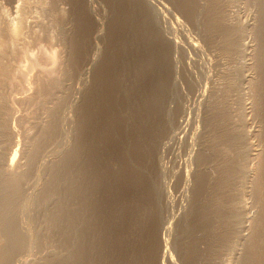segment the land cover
<instances>
[{
	"label": "rangeland",
	"instance_id": "obj_1",
	"mask_svg": "<svg viewBox=\"0 0 264 264\" xmlns=\"http://www.w3.org/2000/svg\"><path fill=\"white\" fill-rule=\"evenodd\" d=\"M263 9L264 0H0V167L7 165L14 154L13 167L17 164L19 167L14 169L29 174L23 181L26 180V185L23 183L25 189L22 184L23 194L32 196L29 197L28 213L17 216L21 226L29 232L31 243L22 250L25 255L22 251H19L20 256L19 252L14 255L13 264L64 261L68 248L46 220L57 197L41 199L37 201L39 204L35 198L51 181L53 164L79 139H82L81 145L85 144L82 160L89 162L92 170L89 174L91 182L87 185L93 186L89 187L91 194L95 192L91 203L98 217L96 234L88 232L87 243L93 244L94 248L91 247L92 253L88 255L91 264H121L119 261L160 264L162 228L169 222L167 246L171 261L168 264H239L244 255L249 256L250 264H264V231L262 223L259 224L262 209L256 188L259 176L256 171H259V159L264 150V108L259 104L264 99L259 100L264 95L259 65L264 62ZM142 18L151 23L163 47L160 70L157 68L155 79L166 83L160 84L162 92L168 89L165 98L169 100L166 99L164 105L166 109L178 111L174 116L176 119L170 121L171 126L174 128L181 123L184 135L168 140L170 134L164 125L167 121H164L154 132L156 136L148 139L149 142L139 150L137 164L134 162L135 165L139 163L138 170H143V184L138 181L135 185L137 196L131 208L128 203L130 192L124 191L123 202L119 201L123 208L120 211L115 201V196L118 198L115 185V189L104 188L99 192L100 117L97 112L100 69L105 75L117 76V86L121 89L118 111L127 117L131 126L132 96L137 83L135 65H131L126 73L117 69L127 65L128 55H131L132 36L128 26L132 25L133 19L138 22ZM126 84L134 92L130 90L125 97L123 92L127 93L129 88ZM122 96L128 100L123 101ZM52 113H57L58 117L56 134L46 141V149L42 147V153L38 152L36 166L33 165L37 169L23 165L27 164L26 153L33 150L35 140L42 136L41 130L54 122L56 116ZM114 146L118 148L109 147L102 159L109 167L117 169L119 146ZM252 149H259V153L251 156ZM44 158H47L44 163L49 162L42 166ZM224 160L231 161L229 190L218 182V175L226 169ZM97 179L98 184L93 182ZM228 192L234 222L231 223V234L220 227L216 216L224 211ZM246 219L250 223L241 222ZM240 225L245 228L242 237V233L237 234ZM3 241L0 234V249L4 246ZM122 253H127L129 259H122Z\"/></svg>",
	"mask_w": 264,
	"mask_h": 264
},
{
	"label": "bare ground",
	"instance_id": "obj_2",
	"mask_svg": "<svg viewBox=\"0 0 264 264\" xmlns=\"http://www.w3.org/2000/svg\"><path fill=\"white\" fill-rule=\"evenodd\" d=\"M132 2V1H131ZM150 3V2H149ZM145 4V3H144ZM129 5V4H128ZM133 6V5H132ZM135 6V5H134ZM122 8V7H121ZM139 8V6H138ZM113 10V9H112ZM264 10V9H263ZM125 11V10H124ZM260 11V10H259ZM116 12V11H115ZM145 12V10H144ZM262 13V12H261ZM153 14V13H152ZM147 16V15H146ZM262 16V15H261ZM145 17V16H144ZM148 17V16H147ZM155 17V16H154ZM264 17V16H262ZM132 18V17H131ZM146 18V17H145ZM149 18V17H148ZM147 18V19H148ZM212 18V17H211ZM128 19V18H127ZM154 19V18H153ZM258 19V18H257ZM141 20V19H140ZM124 24L125 23V20ZM136 21V20H135ZM133 19V23L132 25L130 24L129 27V34H131L132 39H131V55H128L129 57V62H127V65H124L121 67V69H117L120 70V73H126V71L129 72L130 70V66L131 65H135V80H136V84H135V93L132 96V102H133V109L132 111V118H130L131 126H129L130 124L128 123L129 121L127 120V117L122 116L121 114H119L118 111V107H120L121 103L119 102V89L117 86V76L113 75H105L103 72V69H100V97L98 98V116L100 117V191H103V189H107L110 190L111 188H114V185L116 186V192L118 198L115 196V201H116V205L117 208H119L120 206V211L123 209L121 208V204L123 201V193L124 191H129L130 195H129V206L131 208V206H133V202L135 199V188H136V184L138 183V181H143V175H142V171L138 170V168L136 166L139 165H135V160L139 155V150H141V148H144L143 145H145V143L147 144V141L150 137H152L153 135H155L158 129L161 128L162 124H164V121H167L166 127L168 129V134L169 135V139L168 140H175L177 139L179 136L184 135V126L178 125L176 127H172L171 125V120L172 118H174V116L176 115V113L178 111L175 110H170V109H166L165 107V103L164 101L167 99L165 97H167V93L166 96H164V92H162L161 90V86L160 84H164L162 82H158L156 78V71L157 68L160 65V57H162L161 55L162 53V45L160 44V41H158L156 33H154L153 31V26H151V23H148V21H146L144 18H142L141 21L138 20V22H135ZM157 22V21H156ZM129 25V24H128ZM218 25V24H217ZM264 25V24H263ZM127 26V25H126ZM260 26V25H259ZM227 27V26H226ZM262 27V26H260ZM122 28V27H121ZM264 28V27H263ZM128 29V28H127ZM230 30V29H229ZM126 31V30H125ZM124 32V31H122ZM264 32V31H263ZM215 33V32H214ZM119 35V34H118ZM126 35L128 36V34L126 33ZM240 35V34H239ZM126 36V37H127ZM134 36V38H133ZM118 37V36H117ZM120 39V38H119ZM164 39V38H163ZM127 40V39H126ZM232 40V39H231ZM235 40V39H234ZM239 40V39H238ZM230 41V40H229ZM127 42V41H126ZM224 42V41H223ZM239 42V41H238ZM163 43V42H162ZM172 43V42H171ZM123 44V43H122ZM174 44V43H173ZM230 45V44H229ZM262 45V44H261ZM125 46V45H124ZM118 48V47H117ZM233 48V47H232ZM119 49V48H118ZM128 49V48H126ZM106 50V49H105ZM247 50V49H246ZM125 51V49H124ZM123 51V52H124ZM110 52V50H109ZM115 52V51H114ZM118 52V51H117ZM120 52V50H119ZM122 52V51H121ZM260 53V52H259ZM119 54V53H117ZM125 55V53H123ZM258 54V53H257ZM170 55V54H169ZM108 56V55H107ZM114 56V55H113ZM127 56V54H126ZM133 56L132 60L130 59V57ZM261 56V55H260ZM101 57V55H100ZM112 57V56H111ZM121 57V56H120ZM113 58V57H112ZM122 59V58H121ZM125 59V58H124ZM163 59V58H162ZM117 60V59H115ZM127 60V59H126ZM260 60V59H259ZM108 61V60H107ZM111 61H113L111 59ZM163 61V60H162ZM90 63V62H89ZM88 63V64H89ZM168 63V62H167ZM111 64V63H110ZM258 64V63H257ZM115 65V63H114ZM261 68H262V73H263V81L262 84L264 83V62H262L261 64ZM109 66V65H108ZM121 65H119L120 67ZM251 66V65H250ZM118 67V66H117ZM164 67V64H163ZM161 68V67H160ZM259 68V67H258ZM133 69V68H132ZM159 69V68H158ZM160 70V69H159ZM173 70V69H172ZM261 70V69H260ZM110 71V70H109ZM116 71V70H115ZM163 71V70H162ZM111 72V71H110ZM133 72V73H134ZM164 72V71H163ZM177 72V71H176ZM114 73V71H113ZM119 73V75H120ZM159 73V72H157ZM261 74V72H259ZM162 74V72H161ZM123 75V74H122ZM126 75V74H125ZM133 74L131 73V76ZM124 76V75H123ZM127 76V75H126ZM159 76V74H158ZM163 76V75H162ZM119 77V76H118ZM125 77V76H124ZM130 77V76H129ZM127 77V78H129ZM160 77V76H159ZM161 78V77H160ZM164 78V77H163ZM168 78V77H167ZM120 79V78H118ZM162 79V78H161ZM247 79V76H246ZM133 80V79H132ZM159 80V79H158ZM163 80V79H162ZM165 80V78H164ZM120 84H121V79L119 80ZM130 81V78H129ZM134 81V80H133ZM174 82V80H172ZM170 80V82H172ZM245 81V79L243 80ZM247 81V80H246ZM125 83L127 81H124ZM172 82V83H173ZM248 82V81H247ZM128 83V82H127ZM133 84V82H131ZM175 83V82H174ZM245 83V82H244ZM249 83V82H248ZM47 84V83H46ZM119 84V85H120ZM123 84V82H122ZM169 84V82H168ZM125 85V84H124ZM128 86V84H126ZM166 85V83L164 84ZM49 86V85H48ZM47 86V87H48ZM131 86V85H130ZM171 86V85H168ZM167 86V87H168ZM244 86V85H243ZM259 86V84H258ZM36 87V86H35ZM38 87V86H37ZM45 87V86H44ZM121 87H123V85H121ZM129 87V86H128ZM127 87V88H128ZM134 87V85H133ZM173 87V86H171ZM175 87V86H174ZM191 87V86H190ZM250 87V86H249ZM260 87V86H259ZM126 88V87H124ZM130 88V87H129ZM128 88V92L125 93L123 92V96H127L128 93H130L129 91L131 90V88ZM164 88V87H162ZM255 88V87H254ZM173 89V88H172ZM247 89V88H246ZM250 89V88H249ZM245 90V89H244ZM261 90V89H260ZM259 90V91H260ZM262 90H264V88H262ZM44 91V90H43ZM125 91V90H123ZM133 91V90H131ZM133 91V92H134ZM168 92V91H167ZM171 92V91H170ZM174 92V91H173ZM172 92V93H173ZM262 92V91H261ZM48 93V92H47ZM132 93V92H131ZM164 93V94H163ZM171 93V94H172ZM50 94V93H49ZM178 94V93H177ZM261 94V93H260ZM46 95V94H45ZM130 95V94H129ZM120 96V95H119ZM122 96V99H123ZM169 96V95H168ZM176 96V95H175ZM174 96V97H175ZM50 97V96H49ZM129 97V96H128ZM173 97V95H172ZM254 97V96H253ZM41 98V97H40ZM121 98V97H120ZM261 98H264V95L262 97V95L260 96L259 100H262ZM180 99V98H179ZM124 100H128V98H124ZM169 100V99H167ZM173 100V99H172ZM256 100V99H255ZM178 101V100H176ZM180 101V100H179ZM122 102V101H121ZM131 102V103H132ZM171 103V101H169ZM126 103V101H125ZM167 103V102H166ZM169 103V104H170ZM174 103V102H172ZM177 103V102H176ZM250 103V102H249ZM129 104V103H126ZM175 104V103H174ZM254 104V103H253ZM259 104L264 108V99L263 101H260ZM120 105V106H118ZM62 106V105H61ZM167 106V105H166ZM171 106V105H170ZM170 106H168L170 108ZM175 106V105H174ZM252 106V105H251ZM123 107V106H122ZM167 107V108H168ZM68 108V107H67ZM121 108V107H120ZM125 109V108H124ZM123 109V110H124ZM176 109V107L174 108ZM249 109V108H248ZM68 110V109H67ZM130 110V109H129ZM128 110V111H129ZM181 110V108H180ZM224 110V109H223ZM222 110V111H223ZM264 110V109H263ZM122 111V110H121ZM183 111V110H182ZM228 111V110H227ZM257 111V110H256ZM122 113V112H121ZM127 113V112H126ZM129 113V112H128ZM181 113V112H180ZM53 114V113H52ZM125 114V113H124ZM123 114V115H124ZM262 114V113H261ZM54 117L57 115H55V113L53 114ZM59 115V114H58ZM129 116V114H127ZM180 116V115H179ZM183 116V115H181ZM52 117V115H51ZM53 117V118H54ZM64 117V116H63ZM62 117V118H63ZM218 117V116H216ZM52 118V119H53ZM183 118V117H182ZM58 117L56 116L53 119V123L50 126H47V129H45L44 131L41 130V132H43L42 136H40V138H38L37 140H35V144H34V148L33 150H31V152L29 153L30 150H28V152L26 153V159L27 160V164H23V165H28L29 167H32L33 165L36 166L34 163L36 161V157L38 154V152H41V148L44 147V144L46 143V141L50 138L52 139V136L56 134V127H57V120ZM166 119V120H165ZM176 119V118H174ZM174 119L172 121H174ZM183 120V119H182ZM183 122V121H182ZM185 122V121H184ZM216 122V121H215ZM51 123V122H50ZM174 123V122H172ZM228 122H226L225 124H227ZM49 124V123H48ZM82 124V123H81ZM163 125V126H164ZM177 125V124H176ZM63 126V125H62ZM174 126V125H173ZM220 126V125H219ZM64 127V126H63ZM225 127V126H224ZM46 128V127H45ZM44 129V128H43ZM164 129V128H163ZM161 129V130H163ZM234 130V129H233ZM40 132V131H39ZM218 132V131H217ZM228 132V131H227ZM226 132V133H227ZM55 133V134H54ZM59 134V133H58ZM236 134V133H235ZM61 135V134H60ZM81 135V134H80ZM226 136V134H224ZM231 135V134H230ZM156 136V135H155ZM221 136V135H220ZM236 136V135H235ZM241 136V135H240ZM243 136V134H242ZM39 137V136H38ZM54 137V136H53ZM216 137V136H215ZM219 137V136H218ZM154 138V137H152ZM156 138V137H155ZM220 138V137H219ZM223 138V136H222ZM226 138V137H225ZM232 138V137H230ZM54 139V138H53ZM224 139V138H223ZM236 139V138H235ZM242 139V138H241ZM226 140V139H225ZM56 141V140H55ZM82 139H79V141L76 144H73L71 146L73 147H67L69 150L63 152L60 157L58 158V160L55 162V164H53L52 168L50 169L51 171V181L45 185L44 189L42 190V194L38 195V198H35V202H39L41 199L46 200L50 197H52L53 195H55L57 197V201L56 203L54 202L55 206L54 209H52V211H49V214L46 216V220H48V226L50 228H52L51 230L56 229V231H58L57 233L59 235H61L62 238V243L64 244V246L66 248H68L67 250V255L64 259V261H62L59 264H86L89 263L91 264V261H89V256L92 253V249H94L92 246L93 244H89L87 243V239L89 238V233L90 231H94L95 227L97 226V220H96V209L92 208V203H91V199H92V194L95 193L93 192L91 194V186H88L87 183L90 181V172L92 171L90 169V164L89 162H84V160H82V153L83 151L85 152V148L84 145H81ZM217 141V140H216ZM229 141V139H228ZM236 141V140H235ZM248 141V140H247ZM84 142V141H83ZM149 142V141H148ZM219 142V141H218ZM222 142V141H221ZM85 143V142H84ZM152 143V142H151ZM172 143V142H171ZM242 143V142H241ZM240 143V144H241ZM244 143V142H243ZM247 143V142H246ZM114 144L119 146V150L117 151L118 155V159L115 158L116 156H114L116 160V168L117 169H113L112 166L109 167V165L107 164L108 162H105L106 160L102 159L103 155H104V151L106 153V150L108 151L109 147H115L118 148L117 146H114ZM159 144V143H158ZM31 145V144H30ZM33 145V144H32ZM61 145V144H60ZM151 145V144H150ZM251 145V144H250ZM47 146V145H46ZM55 146V145H54ZM154 146V145H152ZM249 146V145H248ZM63 147V146H62ZM31 148V147H30ZM60 148V147H59ZM66 148V149H67ZM258 148V147H257ZM43 149V148H42ZM46 149V148H45ZM89 149V148H88ZM146 149V148H145ZM238 149V148H236ZM244 149V148H243ZM117 150V149H116ZM148 150V147H147ZM253 150V149H252ZM259 150V149H258ZM257 149L253 150V153L251 154V156H255L256 152L258 151ZM263 150V149H262ZM46 151V150H45ZM90 151V150H89ZM89 151H87L89 153ZM142 151H144L142 149ZM150 151V150H149ZM148 151V152H149ZM25 152V151H24ZM115 152V151H114ZM262 152V151H261ZM260 152V153H261ZM15 153V152H14ZM42 153V152H41ZM48 153V152H47ZM259 153V151H258ZM29 154V155H28ZM44 154V153H43ZM110 154V153H109ZM142 154V153H141ZM262 154V155H261ZM261 158L259 159L260 161V165H259V171H256L258 173V182H257V190H258V199L261 205V209H262V214L259 217L260 219V223H262V229L264 231V150L261 153ZM42 155V154H41ZM40 155V156H41ZM50 155V154H49ZM52 155V154H51ZM91 155V154H90ZM145 155V154H144ZM249 155V154H248ZM258 155V154H257ZM142 156V155H141ZM14 154L11 156V159L9 161V163L3 164L0 167V234L4 239V246L0 249V264H13L12 260L15 254H17L19 251H22L24 249H27V245L31 243V237L28 234L29 232H27L22 226L20 221H18V215L19 214H26L28 213V206L29 204H31V198H29L31 195L30 193H28L29 197H25V195L23 194L22 191V184L24 183L26 185V180L25 182L24 179H26V177H28V172L26 175V171H17L19 169H14L15 167H18V164L13 167V163L12 160L14 158ZM43 157V156H42ZM41 157V158H42ZM49 156H47L48 158ZM92 157V156H90ZM143 157V156H142ZM243 157V156H242ZM47 158L42 159L43 163L45 162V160H47ZM104 158V157H103ZM146 158V157H144ZM143 158V159H144ZM256 158V157H255ZM38 159V157H37ZM40 159V158H39ZM102 159V160H101ZM109 159V157H108ZM113 159V162L114 160ZM142 159V158H140ZM49 160V159H48ZM54 160V159H53ZM138 160V159H137ZM258 160V158H257ZM24 161V162H25ZM39 161V160H38ZM37 161V162H38ZM41 161V162H42ZM36 162V164H38ZM49 162V161H48ZM48 162L44 163L42 166L46 165ZM135 162V163H134ZM139 162V160H138ZM141 162V161H140ZM144 163V162H143ZM20 164V163H19ZM94 164V163H93ZM137 164V163H136ZM21 165V164H20ZM143 165V164H142ZM22 166V165H21ZM26 166V167H28ZM33 166V168H34ZM141 166V165H140ZM223 166L226 168L225 172H222L221 174L218 175V182L219 185L222 187H226L229 190V185H230V172H232L229 167L231 166V161L229 160H224L223 161ZM28 167V168H29ZM50 167V166H49ZM97 167V166H95ZM139 167V166H138ZM144 167V166H143ZM142 167V168H143ZM19 168V167H18ZM36 168V167H35ZM34 168V169H35ZM140 168V167H139ZM22 169V168H20ZM37 169V168H36ZM96 169V168H95ZM16 170V171H15ZM26 170L28 171V169L26 168ZM98 170V169H97ZM33 171V169H32ZM30 172V170H29ZM96 172V170H95ZM98 173V172H97ZM249 173V171H248ZM247 173V174H248ZM32 174V173H31ZM250 174V173H249ZM183 175V174H182ZM93 176V175H92ZM249 176V175H248ZM255 176V175H254ZM37 177V176H36ZM97 177V176H96ZM250 177V176H249ZM99 178V177H98ZM89 179V180H88ZM183 179V178H182ZM179 180V179H178ZM32 182V181H31ZM91 182V181H90ZM89 182V184H90ZM94 183L98 184V179L93 181ZM145 182V181H144ZM247 182V181H246ZM34 183V182H33ZM93 183V184H94ZM115 183V184H114ZM179 183V182H178ZM23 184V187H24ZM35 184V183H34ZM143 184V182L141 183ZM36 185V184H35ZM246 185V184H245ZM34 186V185H33ZM143 186V185H142ZM247 186V185H246ZM41 188V187H40ZM142 188V187H141ZM144 188V186H143ZM245 188V187H244ZM251 188V187H250ZM249 188V189H250ZM253 188V187H252ZM25 189V187H24ZM30 189V188H29ZM94 190H96L97 188H93ZM137 189V188H136ZM255 189V188H253ZM93 190V191H94ZM139 191V189H138ZM143 191V190H141ZM140 191V192H141ZM246 191V190H245ZM33 192V190H32ZM112 193V191H110ZM128 192V193H129ZM250 192V191H249ZM110 193V194H111ZM138 195L139 192H137ZM166 193V192H165ZM126 194V193H125ZM27 195V194H26ZM108 195V194H107ZM32 197V196H31ZM34 197V196H33ZM41 197V198H40ZM111 197V196H110ZM110 197L108 199H110ZM139 197V196H138ZM102 198V197H101ZM51 199V198H50ZM95 199V198H94ZM99 199V198H98ZM119 199V200H118ZM168 199V198H167ZM170 199V198H169ZM226 202H225V209L222 208V210H224L222 213L219 212L216 216L219 217V221H220V227H222V229L224 228V231L227 234H231V223L233 222V215L232 212L230 211V207L231 205V201H229V192H228V196L226 198ZM102 199H100L99 203L101 202ZM114 201V200H113ZM120 201V203H119ZM137 201V200H135ZM167 201V200H166ZM34 202V203H35ZM37 202V204H39ZM107 202V201H106ZM125 202V201H124ZM112 203V202H111ZM104 204V202H103ZM107 204V203H106ZM47 205V203H46ZM72 205H74V208L72 207ZM96 205V203H95ZM102 205V204H100ZM124 205V204H123ZM136 205V204H135ZM105 206V204H104ZM107 206V205H106ZM109 206V205H108ZM98 207V206H97ZM112 207V206H110ZM136 207V206H135ZM101 208V207H100ZM98 209V208H97ZM107 209V208H106ZM138 209V208H137ZM40 210V209H39ZM48 210V209H47ZM50 210V209H49ZM96 210V211H95ZM131 210V209H130ZM37 212V211H36ZM48 212V211H46ZM128 212V211H127ZM133 212V211H132ZM38 213V212H37ZM44 213V212H43ZM123 213V212H122ZM105 214V213H104ZM112 214V213H110ZM108 214V215H110ZM131 214V212H130ZM46 215V214H45ZM100 215H101V211H100ZM120 215V214H119ZM142 215V214H141ZM249 215V214H248ZM26 216V215H25ZM103 216V215H101ZM106 216V215H105ZM113 216V215H112ZM111 216V217H112ZM140 216V215H139ZM107 217V216H106ZM138 217V216H137ZM142 217V216H141ZM98 218V217H97ZM102 218V217H101ZM114 218V217H113ZM129 218V217H128ZM115 219V218H114ZM239 219V218H238ZM250 219V218H249ZM33 220V219H32ZM112 220V219H111ZM108 220V221H111ZM97 221V222H96ZM101 221V220H100ZM115 221V220H114ZM134 221V220H133ZM136 221V220H135ZM241 221V220H240ZM239 221V223H240ZM246 220L241 221L242 223H244ZM104 222V221H102ZM112 222V221H111ZM119 222V221H118ZM168 222V221H167ZM248 223H250L249 221H247ZM246 222V225H248ZM23 223V222H22ZM101 223V222H100ZM114 223V222H113ZM133 223V222H132ZM143 223V222H142ZM145 223V222H144ZM147 223V222H146ZM234 223V222H233ZM241 223V224H242ZM104 224V223H103ZM111 224V223H110ZM116 224V223H115ZM114 224V225H115ZM24 225V224H23ZM106 225V224H105ZM109 225V224H108ZM112 225V224H111ZM110 225V227H112ZM123 225V224H122ZM238 225V224H237ZM243 225V224H242ZM240 225L237 229H238V233H242L243 232V226ZM245 225V224H244ZM245 225V227H246ZM116 226V230H117V225ZM119 226V225H118ZM236 226V225H235ZM101 227V226H100ZM103 227V226H102ZM105 227V226H104ZM103 227V228H104ZM108 227V226H107ZM109 227V229H111ZM126 227V226H125ZM151 227V226H150ZM163 229V237H162V256H161V260H160V264H168V262L171 261L169 253H168V239L170 238V222L169 223H165ZM49 228V229H50ZM102 228V231H103ZM106 228V227H105ZM104 228V229H105ZM122 228V227H120ZM133 228V227H132ZM144 228V227H143ZM27 229V227H26ZM98 229V227L96 228ZM108 229V228H107ZM106 229V230H107ZM126 229V228H125ZM236 229V231H237ZM248 229V228H247ZM101 230V229H100ZM112 230V229H111ZM124 230V229H122ZM139 230V229H138ZM29 231V229H28ZM96 231V230H95ZM94 231V232H95ZM105 231V230H104ZM131 231V230H130ZM235 231V232H236ZM245 231V230H244ZM55 232V231H53ZM113 232V230H112ZM116 232V231H114ZM247 232V231H246ZM48 233V232H47ZM101 233V231H100ZM105 233V232H104ZM134 233V231H133ZM40 234V232H39ZM92 234V233H91ZM96 234V232H95ZM128 234V233H127ZM58 235V236H59ZM103 235V234H102ZM124 235V234H123ZM242 235H244L243 233L240 235L242 237ZM54 236V235H53ZM105 236V235H104ZM108 236V235H107ZM110 236V235H109ZM223 237V236H222ZM226 240L228 239L227 236ZM238 237V235H237ZM240 237V238H241ZM244 237V236H243ZM221 238V237H220ZM262 238V236H261ZM40 239V238H39ZM104 239V238H102ZM222 239V238H221ZM238 239V238H237ZM42 240V239H41ZM92 240H94L92 238ZM91 240V241H92ZM110 239H108L109 242ZM114 240V239H113ZM130 240V239H129ZM134 240V239H133ZM229 240V239H228ZM227 240V241H228ZM90 241V242H91ZM102 241V240H100ZM128 241V240H127ZM221 241V240H220ZM224 241V240H223ZM222 241V242H223ZM33 242V241H32ZM47 242V240H46ZM116 242V241H115ZM95 243V242H94ZM111 245L113 246V244L111 243ZM227 245V244H226ZM101 246V245H100ZM105 246V244H104ZM109 246V245H106ZM116 246V245H115ZM113 246V247H115ZM230 246V245H229ZM92 247V249H91ZM95 247V246H94ZM119 247V246H118ZM137 247V246H136ZM101 248V247H100ZM116 248V247H115ZM120 248V247H119ZM122 248V247H121ZM132 248V247H131ZM140 248V247H139ZM235 249V248H234ZM239 249V248H238ZM96 250V249H95ZM103 250V249H102ZM101 250V251H102ZM105 250V249H104ZM115 251V250H114ZM113 251V252H114ZM236 251V250H235ZM239 251V250H238ZM23 252V251H22ZM107 252V251H106ZM126 252V251H125ZM124 252V253H125ZM28 253V251H27ZM102 253V252H101ZM120 253V252H119ZM122 253V259L124 257L128 258L130 256H127V253L124 254ZM239 253V252H238ZM21 254L20 252L18 253V255ZM24 254V252L22 253ZM115 254V252H114ZM138 254V253H137ZM240 254V253H239ZM17 255V256H18ZM25 255V254H24ZM89 255V256H88ZM109 255V254H108ZM113 255V254H112ZM120 255V254H119ZM20 256V255H19ZM103 256V255H102ZM105 256V255H104ZM115 256V255H113ZM16 257V256H15ZM28 257V256H27ZM121 257V256H120ZM237 257V256H236ZM56 258V257H55ZM88 258V259H87ZM23 259V258H22ZM21 259V260H22ZM25 259V257H24ZM95 259V258H94ZM117 259V258H116ZM115 259V260H116ZM120 259V258H119ZM133 259V258H132ZM130 259V260H132ZM263 259H264V252H263ZM15 260V258H14ZM20 260V261H21ZM28 260V259H27ZM92 260V259H90ZM96 260V259H95ZM89 261V262H87ZM117 261V260H116ZM23 262V261H22ZM102 262V261H101ZM121 264H126L123 263L122 261ZM130 261H128L129 263ZM25 263V262H24ZM50 263V262H49ZM56 263V262H55ZM57 263V264H58ZM95 263V262H94ZM135 263V262H133ZM131 261V264H133ZM150 263V262H149ZM93 264V263H92ZM130 264V263H129ZM239 264H250V258L248 255H244L243 259H241V262Z\"/></svg>",
	"mask_w": 264,
	"mask_h": 264
}]
</instances>
